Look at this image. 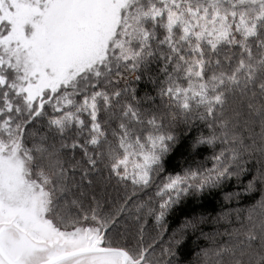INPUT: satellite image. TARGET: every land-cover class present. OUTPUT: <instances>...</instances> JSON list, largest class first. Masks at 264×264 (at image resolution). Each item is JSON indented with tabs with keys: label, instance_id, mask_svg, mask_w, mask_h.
<instances>
[{
	"label": "snow or ice",
	"instance_id": "snow-or-ice-1",
	"mask_svg": "<svg viewBox=\"0 0 264 264\" xmlns=\"http://www.w3.org/2000/svg\"><path fill=\"white\" fill-rule=\"evenodd\" d=\"M0 264H264V0H0Z\"/></svg>",
	"mask_w": 264,
	"mask_h": 264
},
{
	"label": "trees",
	"instance_id": "trees-1",
	"mask_svg": "<svg viewBox=\"0 0 264 264\" xmlns=\"http://www.w3.org/2000/svg\"><path fill=\"white\" fill-rule=\"evenodd\" d=\"M183 155V149L178 150L175 155L168 162L169 169L179 170L181 165ZM218 196L206 195L200 199V204L207 208L209 211H212L217 207ZM193 205L190 202H185L177 211L169 218V230L171 228L178 226L179 222L184 219L185 214H191V207ZM192 238L189 237V240L182 246L180 249V255L182 260H187L191 258L192 252Z\"/></svg>",
	"mask_w": 264,
	"mask_h": 264
}]
</instances>
